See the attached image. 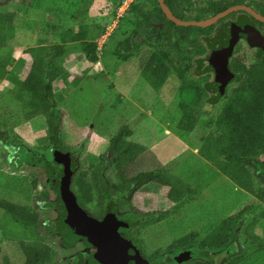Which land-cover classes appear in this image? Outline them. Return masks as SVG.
Masks as SVG:
<instances>
[{
    "label": "rangeland",
    "instance_id": "1",
    "mask_svg": "<svg viewBox=\"0 0 264 264\" xmlns=\"http://www.w3.org/2000/svg\"><path fill=\"white\" fill-rule=\"evenodd\" d=\"M29 1L32 4L28 7H16L14 4L18 3L10 1L0 4V10L15 14L17 21L14 39L7 47H0L1 64L9 61L4 67L0 64V201L40 206L42 199L34 194L39 193L42 188L47 191L49 200H54V194L47 186L45 173L38 167L17 165L5 143L9 135H14L20 137L22 143L11 141V147L20 144L32 149L34 140L43 136L46 130L44 118L36 116L27 121L25 118L28 109L25 110L24 104L15 99L30 64V58L24 55V51L42 44L49 45L44 42L43 37L51 34V31L57 32L62 28L86 31L85 39L64 44L68 46L67 55H72L69 64L75 67L81 64L79 60L76 62V55L80 60L84 57L81 43L88 40L91 42L89 44H95L98 61L94 65L101 71L81 72L78 67L76 73L72 72L73 75L76 74L77 82L55 85L58 87V104L63 111L61 135L65 143L73 145L72 150L78 154L77 168L85 169L89 161L99 158L108 146L107 140L120 127L127 126L132 136L118 142L117 149L122 150V153L106 170L111 183L115 182L114 175L119 166L146 151L155 154L158 163L169 176L179 178V182L169 188L149 182L138 189L130 191L128 188L129 190L117 195L113 194L114 199L116 196H123L119 198L121 204H116L120 217L124 221L132 219L133 226L136 225L134 230L120 229V233L130 236L133 232V237L137 240L134 241L144 244L147 253L154 247L163 251L191 232H197L195 238L200 241L214 226L228 218L234 219L237 214L238 224L231 241L234 252L225 257L223 253L217 252L212 255V261L214 264H222L226 257L243 252V224H247L254 216L259 217L264 206L258 207L259 203L253 195L236 188L197 154L200 137L213 129V118L220 106L213 109L211 115L199 114L192 132L184 135L176 132L180 131L178 124L183 119L182 111L186 106L194 105L191 102L199 100L197 95L202 96L201 91L184 85L192 82L199 84L200 80L197 83L186 78L184 84L175 70L171 71L162 63L155 66L148 80H144L140 74L139 59L147 55L146 52L162 50L161 41H143L140 49L136 50L131 47L134 41L130 40V49L127 51L123 48L125 34H122V28L115 31L116 37H107L98 26L101 18L95 12L85 14L79 11L82 7L79 0ZM113 25L111 21L102 23V30L109 32ZM157 68L166 71L163 78L157 75ZM181 70L184 75H188L185 73L187 71ZM75 129L76 134L73 132ZM71 137L78 142L72 144ZM36 151L38 155L52 160L48 159L50 150ZM260 161L264 162V156L260 157ZM154 172L155 170L152 173ZM87 177L85 180L89 181ZM253 179L255 190L264 188V173ZM32 183L36 184L35 190L24 192L23 188ZM94 199H98L97 194ZM89 208L94 209L93 205ZM100 212L101 209L97 217ZM36 213L41 226L46 228L57 218L52 209L39 208ZM2 215L0 210V219ZM258 223L264 224V220ZM255 229L256 234L262 237L261 229ZM48 244L51 248L48 264H60L76 252V246L64 248L56 235L48 240ZM142 253L147 257V253ZM3 257L11 264H21L23 261L17 243L7 241L0 229V262ZM149 257L155 258L156 254ZM247 258L245 264H264V251L249 253Z\"/></svg>",
    "mask_w": 264,
    "mask_h": 264
},
{
    "label": "trees",
    "instance_id": "2",
    "mask_svg": "<svg viewBox=\"0 0 264 264\" xmlns=\"http://www.w3.org/2000/svg\"><path fill=\"white\" fill-rule=\"evenodd\" d=\"M16 26L15 14L0 10L1 48L7 47V44L14 39ZM191 29L195 34L202 30L196 27ZM86 37V31H77L70 28L63 30L62 28L57 32L56 30L51 31V34L48 33L43 37L44 42L49 45L42 44L27 48L24 51V55L30 58V64L15 94V99L24 104L25 110L28 109L25 119L31 121L36 116L43 117L46 130L43 136L34 140L32 149L20 144L11 147V141L17 140L18 143H22V140L14 135L8 136L5 145H7L9 154L15 158L17 165L25 164L35 167V157L41 156L37 154L36 149L50 150L48 159L53 158L58 153L71 152L73 145L66 144L61 135L63 111L58 104V87L55 85L77 82L76 74L73 75L67 67L66 69L64 67L65 62L71 58L70 54L67 55L68 46L64 44L77 42L78 39H85ZM89 43L91 42L88 40L83 41L81 48L85 52L83 61L92 65L98 60L95 44ZM141 43L143 42L135 40L131 46L139 50ZM171 43L166 41V47H169ZM187 44H190L192 50L195 51L201 48L198 39L187 41ZM179 47H181V41H176L171 46L177 51H179ZM123 48L128 50L130 46L125 44ZM145 54L147 55L141 58V66H139L141 67V76L144 80H148L155 70V66L159 64L161 50H154ZM1 63L2 61H0ZM8 63L9 61L3 62L1 66L4 67ZM162 65L164 64L162 63ZM177 65L178 62L176 61L174 66ZM175 69H177L179 78L185 84L184 73L178 67H175ZM157 70V75L161 78L166 75L163 68L161 69L162 72L159 68ZM184 86L194 89V86L190 84ZM196 97L199 100L191 102L190 104L194 105L186 106L185 110L182 111L183 119L178 124V127H180L178 129L181 132L176 131L179 134L184 135V133L192 132L198 121L197 116L203 113L211 115L212 109H214L210 102H204V100L202 102L200 94ZM204 107H206L205 110ZM212 123L213 129L200 137L197 154L236 188L253 195L259 203L258 207L264 206V188L255 190L253 179L254 176H260L264 173V162L260 161V157L264 156V63L257 64L247 71L243 83L232 90L219 108ZM75 131L76 129L73 131L76 134ZM131 136L132 132L127 126L120 127L107 140L108 146L99 158L89 161L85 169H76L77 171L72 177L71 189L74 188L76 202L80 207H84L85 204L91 202L94 195L97 194L99 207L105 214L109 210L117 208L116 204H121L119 198L123 196L119 195L114 199L113 194L117 195L128 188L130 191L135 190L149 182L167 188L179 182V178L167 174V171L158 163L157 157L152 151H146L119 166L114 175L115 182L111 183V180L106 176V170L122 153V150L117 149V144L121 139H128ZM75 141L78 142L77 139L71 137L70 142L73 144ZM28 145H31V143ZM71 153L77 158V152L72 150ZM153 170H155L154 173H152ZM87 175H89L90 181L85 180ZM19 180L23 181L24 179ZM35 187L36 184L32 183L29 187L23 188V191L32 192ZM18 190L20 191V189ZM130 195L131 193L127 197ZM34 196L42 199L40 206L1 200L0 210H2L3 215L0 219V229L7 241L17 243L23 257L21 264H48L51 259V248L48 240L55 232L56 222H53L54 226L52 228L42 227L36 210L39 208H53L55 202L49 200V195L44 188L39 193H35ZM149 217L151 218V216ZM263 220L264 210L261 211L259 217L254 216L247 224H243L244 251L235 256L226 257L222 264H245L248 261V258L246 259L247 254L264 251V224L258 223ZM237 224L238 216L236 214L234 219L228 218L214 226L200 241L195 238L197 232L188 233L166 248L164 254L169 259L171 256L174 257L180 254L183 250H188L190 251L189 260L185 263L182 261L180 264H214L212 261L213 254L221 252L225 257V255L234 252L231 241L234 238L233 233ZM256 227L261 229L262 237L256 234ZM134 244L137 245L136 242ZM171 248L173 249L171 252H166L170 251ZM173 257L170 258L171 263L175 262ZM1 260L0 264H11L6 257ZM60 264H73V259H65Z\"/></svg>",
    "mask_w": 264,
    "mask_h": 264
},
{
    "label": "flooded vegetation",
    "instance_id": "3",
    "mask_svg": "<svg viewBox=\"0 0 264 264\" xmlns=\"http://www.w3.org/2000/svg\"><path fill=\"white\" fill-rule=\"evenodd\" d=\"M43 1L47 2L48 0ZM10 2H17L18 4H14L16 7H28L32 4L29 0H10ZM79 4L82 5L79 11L85 14L95 12L96 16L101 18V23L98 26L107 37H114L115 31L122 28V34H125L124 46L125 44L130 46V40H142V42L148 40L161 41L160 44H162L163 49L159 54L161 60L159 59L158 63L162 62L171 71H176L175 67H178L182 73L184 72L181 69L187 71L185 73L188 75H183L184 80L186 78L195 82L200 80L199 84L193 82L189 84L194 86V90L201 91L202 102L203 100L204 102H210L214 109L221 107L232 90L243 83L247 71L257 64L264 63V0H161V3L159 0H79ZM161 4L168 10L169 16L163 11ZM217 16L218 19L215 22L200 28L202 30L198 34H195L191 29L195 26L178 25V22L209 21ZM108 21L113 22L114 25L109 32H105V30H102L104 26L102 27L101 24ZM106 36L105 38H107ZM194 39L200 40L201 48L198 51L192 50V46L187 44V41ZM166 41L172 42L169 47H166ZM176 41H181L182 46L179 47V51L171 48ZM224 56H229L230 73L238 76L239 79L229 81L220 73L222 66L219 61ZM141 60L140 58L139 61ZM176 61L178 65L174 66ZM76 169L78 168L76 167ZM87 176L90 181L89 175ZM71 190L74 193V188ZM97 203L98 199H94L85 204L84 207L78 206L85 211L88 209L89 211L86 212L90 217L102 220L112 209L103 214V210ZM91 205L94 207L92 210L89 208ZM49 209L57 214V218L51 221L49 228H52L54 226L53 222H56L55 232L52 236H58L62 244V238L57 232L60 212L55 208V204L53 208ZM99 209H101V212L97 217ZM113 209L116 210L117 221L125 224L119 226L117 232L122 238L130 240L134 247V249L128 250V254L133 255L137 251L139 256L146 260L148 264H180L182 261L185 263L189 260L190 251L183 250L180 254L174 257L171 256L175 260L171 263V257L167 259L164 254L165 249L171 245L164 248L163 251L154 247L150 249L149 253L145 251L144 244L141 242L138 241L139 243L136 242L137 245H135L134 240L136 239L133 237V232L130 233V236H124L120 233V229L134 230L136 227L132 223L134 220L127 219L124 221L120 217L121 214L119 215L117 208ZM94 210H97V212ZM133 213L137 214L136 212ZM100 214L103 215L100 216ZM74 246H76V252L67 258L73 259V263L78 256L82 255L78 264H86L88 257L96 252L95 248L86 247L83 241L76 242ZM172 250L171 248L170 251L166 252ZM142 251L147 253V257L146 254L143 255ZM152 254H156V257L150 258L149 256ZM185 257L187 259L183 260ZM128 264H133V261H129Z\"/></svg>",
    "mask_w": 264,
    "mask_h": 264
},
{
    "label": "water",
    "instance_id": "4",
    "mask_svg": "<svg viewBox=\"0 0 264 264\" xmlns=\"http://www.w3.org/2000/svg\"><path fill=\"white\" fill-rule=\"evenodd\" d=\"M8 1L10 0H0V4ZM159 2L161 3V0ZM162 9L169 16L168 10L163 5ZM170 18L172 19L171 16ZM217 19L218 16L209 21L178 22V25L203 28ZM228 58L229 56H224L219 61L222 66L220 73L229 81L237 80L238 76L229 71ZM34 166L45 173L47 186L55 195V208L60 212L57 232L62 238L64 247H73L76 242L83 241L86 247L95 248L96 252L88 257L86 264H128L129 261H133V264H148L137 251L133 255L128 254V250L134 247L130 240L122 238L117 232V228L125 224L117 221L115 209H112L102 220H96L78 206L70 188L72 175L77 167L76 158L71 152L58 153L52 160H47L43 156L35 157ZM81 256H78L73 264H78ZM185 259L187 257L183 260Z\"/></svg>",
    "mask_w": 264,
    "mask_h": 264
},
{
    "label": "crops",
    "instance_id": "5",
    "mask_svg": "<svg viewBox=\"0 0 264 264\" xmlns=\"http://www.w3.org/2000/svg\"><path fill=\"white\" fill-rule=\"evenodd\" d=\"M70 56L72 58V55H70ZM70 59H69V61H66L65 62V67H67V69H68L69 72H75L76 73V68H78V67H79V70L81 72H86V71H88V72H90V71H93V72H95V71H101V69L99 67H96L94 64L91 65V64L85 63L83 61V58H81V60H80V58H78L77 55H76V62H77V60L81 61V64H78L79 66L76 65V67H75L74 65L72 66V64H69ZM83 64H85V65L82 66Z\"/></svg>",
    "mask_w": 264,
    "mask_h": 264
},
{
    "label": "clouds",
    "instance_id": "6",
    "mask_svg": "<svg viewBox=\"0 0 264 264\" xmlns=\"http://www.w3.org/2000/svg\"><path fill=\"white\" fill-rule=\"evenodd\" d=\"M76 162H77V160H76Z\"/></svg>",
    "mask_w": 264,
    "mask_h": 264
}]
</instances>
